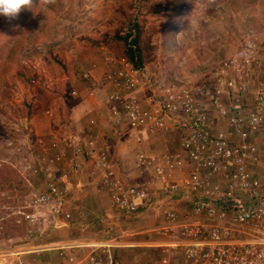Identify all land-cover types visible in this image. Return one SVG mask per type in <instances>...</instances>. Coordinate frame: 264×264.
<instances>
[{"label":"rangeland","instance_id":"rangeland-1","mask_svg":"<svg viewBox=\"0 0 264 264\" xmlns=\"http://www.w3.org/2000/svg\"><path fill=\"white\" fill-rule=\"evenodd\" d=\"M249 44L257 47L262 62L251 85L264 83V0H31L16 18H0V264H24L26 258L34 261L41 258L39 255L50 261L48 251L34 247L55 245L49 252H59V243L50 240L52 227L32 237L20 212L26 211L25 201L45 186L50 170L57 177L68 175L66 209L73 214L80 191L74 184L77 177L73 181L71 176L79 175L85 167L93 169L96 160L88 157L92 161L86 166L88 159L85 163L80 159L76 165L82 169L74 174L69 160L85 157V153H75L80 148L77 144L95 142V136L102 134L112 147L104 154L118 167L119 171L113 170L115 175L119 173L125 182L131 177L143 179L136 172L140 151L159 147L164 152L166 145L169 149L173 144L171 134L149 136L144 145L134 137H124L130 130L124 120L118 127L105 125L107 120L111 122L112 107L107 99L113 81L109 76L114 77L116 69L123 67L122 60L130 63L127 50L137 52L135 60L140 68L136 69L143 70L157 85H202L222 61L237 57ZM101 85L106 87L108 107L100 113L95 131L89 119H71L70 114L75 106L73 92H83L79 99L84 101L90 96L88 88ZM115 92L121 94L119 88ZM136 97L147 110L149 92H139ZM86 107L82 106L84 112H88ZM110 139L125 147L123 156L117 155ZM95 147L98 152L93 156L98 157L104 148L96 143ZM66 163L67 167H61ZM149 212L144 214L143 223L125 221L118 214L112 216L113 212L107 219L98 215L82 239L86 242L80 244L99 245L91 249L104 251L106 264L109 254L117 264H140L141 255H134L135 249L121 247V253H116L115 247L145 241L143 233L154 222ZM107 241L114 246L102 247ZM10 248L14 254L6 258L4 253ZM137 251L149 253L140 248ZM93 258L88 259L89 264H98Z\"/></svg>","mask_w":264,"mask_h":264},{"label":"built area","instance_id":"built-area-1","mask_svg":"<svg viewBox=\"0 0 264 264\" xmlns=\"http://www.w3.org/2000/svg\"><path fill=\"white\" fill-rule=\"evenodd\" d=\"M122 62L109 76L112 123L118 127L124 120L130 129L124 137L139 144L154 134H171L177 150L166 147L161 158L152 157L149 183L127 185L116 177L104 152L93 156L98 152L94 141L72 142L81 148L75 153L96 159L92 172L97 187L106 190L117 214L129 218L142 208H155L150 190L155 184L162 185L160 198L182 203L177 211L163 204L156 210L160 222L153 231L160 241L153 248L162 252L145 264H264V83L251 85L262 64L257 47L249 44L237 57L222 61L202 85H157L143 70ZM142 91L149 92L145 111L136 97ZM136 163L143 170L150 165L141 153ZM72 170L81 171L76 164ZM49 171L45 186L20 212L30 236L67 226L71 218L68 175ZM62 248L57 250L61 257ZM5 252L6 258L14 254L13 248ZM107 260L117 264L111 254Z\"/></svg>","mask_w":264,"mask_h":264},{"label":"crops","instance_id":"crops-1","mask_svg":"<svg viewBox=\"0 0 264 264\" xmlns=\"http://www.w3.org/2000/svg\"><path fill=\"white\" fill-rule=\"evenodd\" d=\"M88 90H89L88 93H90V96H87V98H85L84 101L80 100L81 98L79 99V97L83 96V92L82 93L81 92L80 93L75 92V97L73 98V100L75 101V106H73L71 108L72 114H70V115H71V119H74V118L76 119V117H78V118L80 117L79 119L83 120V121H85L84 117L89 119V121L92 125L95 124L94 125L95 127H93L92 129L97 131V129H98L97 122L101 120L100 113H105L107 111L106 108L108 107V105L106 104L107 101L105 99V95L107 94V91H106V87H104L103 85L93 87L92 89L88 88ZM89 102L91 104H89ZM82 106H85V107L87 106L86 108H87L88 112H91V114L88 113L87 111L84 112L82 109ZM92 115H94L93 119L91 118ZM105 125H107L109 128H111V127L113 128L112 121L110 122L109 120H107ZM94 136L95 135L93 134L92 137H94ZM103 139L104 138H103L102 134H99V135L97 134L94 138L95 143L98 144V148L103 146L104 153H105V149H106V152L109 153V151L111 150L112 147L108 146L104 142ZM147 139H149V137ZM173 139H174V137H173ZM127 142H130V141H127ZM103 144H105V145H103ZM111 144L114 145L112 140H111ZM141 144L144 145V144H146V142H142ZM156 144H158V142H156ZM175 144L177 145V143H174V144L171 143V145L169 146V149L170 150L173 149L176 151L177 148L175 147ZM114 146H115V149L117 150L116 151L117 155L123 156L125 153L124 152L125 147L124 148L119 147L118 144L114 145ZM166 147H168V146L166 145ZM171 147H173V148H171ZM143 148H144V146H143ZM158 150H160V152H157ZM145 151H146V149H145ZM145 151L144 152L140 151V153L143 154L144 157H146V161L150 163L148 170H145V169L143 170L141 167H138L137 163H136V168H137L136 172H138L139 175L143 176V179H133L132 177L126 178L125 184H127V185L133 184V183H146L147 184L150 182V180H151L150 176H151V174H153V169H154V165L152 164V157H154L156 160L161 158L163 151L159 147L158 148L153 147V149L150 152L149 151L145 152ZM107 155L111 156V154H107ZM89 158H88V156L87 157L85 156L84 158H80L77 156L75 158L72 157V159L69 161L74 165V164H79L80 159H81V163H85V160L88 159L86 161V166H87L88 164L90 165V163L92 161V159H89ZM67 166H68V163L61 164V167H67ZM80 168L82 169L81 166H80ZM117 168H116V166L115 167L113 166L112 170L119 171V170H117ZM83 170H85L86 172H83ZM71 177L73 178V181H74V177H77L74 184H75L76 188H79V190H76V191H80V193H78L77 199L75 200V203H76L75 207L76 208L74 209L73 214H71V212H69L71 215V218L69 221H67V226H64V227L58 228V229L51 228L48 231L49 233L53 232L50 236V240H52L54 242H58L59 244L57 245V247H63L62 248L63 249L62 257L60 256L59 252L58 253L49 252L50 249H52V247L54 248L55 245L54 246L52 245L49 247L48 246H44V247L39 246V247H34V249H39L41 251H43V249H45L46 251H48V256L50 258V261H48V259L46 260V259L42 258L43 256L39 255V257H41V258L35 259L34 261H31V259L26 258L24 264H31V263H33V264H89L88 259L90 260V257L91 258L94 257L93 258L94 262L97 261L98 264H106V254L104 251L91 249V248H93V247H91V245H93V244H87V243L86 244H80V242L81 243L86 242V241H82V239L85 236L86 232L91 230L89 228L91 226L94 227V225H95L94 224V222H95L94 218H97V216L100 215V217H102V218L105 217L103 219H107L108 217L111 216V212H113L112 216H114V214L116 215L117 213L115 212V210L110 205L109 195L107 194L106 190L100 189L99 187H97V183H96L97 177H96V174L93 175L91 168L85 167L84 169H82V172L79 175L71 176ZM116 177L125 182V179H122V177L120 176L119 173L117 174ZM124 177H126V176H124ZM173 179L177 181L178 177L177 176L173 177ZM161 187H162L161 184H155V185L150 186V190L152 191V194H153V196L151 195V198L153 201V203H151V204L155 205V208H153V207L152 208L145 207L144 209L142 208V209H140L138 214H136L134 217L131 216L129 218H127L126 216H122L121 214L117 215V217L118 216L120 218L123 217L125 219V221H128V222H130V220L133 219L134 222L136 221L138 223H141V222L143 223L144 219H145L144 214L150 211L151 213L150 212L149 213L151 215V218L154 219V222L152 221L153 226L151 229L149 228L147 231H144L147 233H143V234H146L147 236H146V239L143 243L139 244V243L133 242V241L122 243V245H120L119 247H115V249H118V250H116V253H117V251H119V253H121L119 250V249H121V247L133 248V249H135V250H132L134 252V255H136L137 253L139 255H141L140 260H139L140 264H145L148 260L155 257L157 254L158 255L161 254L162 250H160V249H155V251H157L156 253L151 252L154 250V248H153L154 244L157 243L158 241H160V238L153 231L155 226H157V224L160 222V218L158 219L156 216V213H158L156 210L160 211L159 208L162 206L161 204H163L166 208H170L172 211L180 210L182 207V203L172 202V201L167 200L166 198H160L158 195H160L161 191L159 189ZM91 190H93L96 194L91 192ZM81 198L83 199V201L81 200ZM78 205H80L79 208H77ZM142 218H144V219H142ZM97 227H96V229H97ZM58 230H60V231H58ZM152 236H154V239L150 240V238ZM46 239H48V238H46ZM106 244H108L110 246V248L112 246H114L112 241H107ZM86 246H88V248ZM77 247H81V248H77ZM137 248L149 250V253H147L145 251L144 252H142V251L138 252ZM142 253H144V254L142 255ZM53 255H55L56 258H52V257H54Z\"/></svg>","mask_w":264,"mask_h":264},{"label":"clouds","instance_id":"clouds-1","mask_svg":"<svg viewBox=\"0 0 264 264\" xmlns=\"http://www.w3.org/2000/svg\"><path fill=\"white\" fill-rule=\"evenodd\" d=\"M31 0H0V18L14 19Z\"/></svg>","mask_w":264,"mask_h":264},{"label":"trees","instance_id":"trees-1","mask_svg":"<svg viewBox=\"0 0 264 264\" xmlns=\"http://www.w3.org/2000/svg\"><path fill=\"white\" fill-rule=\"evenodd\" d=\"M132 43L135 44L136 42L133 40ZM137 55V52L133 51L131 48L127 50V60L134 66V68H140L135 60L136 57H138Z\"/></svg>","mask_w":264,"mask_h":264}]
</instances>
